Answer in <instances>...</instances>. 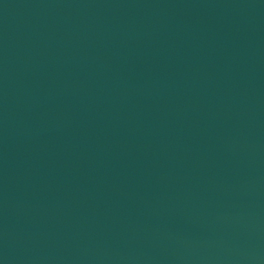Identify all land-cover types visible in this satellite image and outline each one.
<instances>
[{"label": "water", "instance_id": "1", "mask_svg": "<svg viewBox=\"0 0 264 264\" xmlns=\"http://www.w3.org/2000/svg\"><path fill=\"white\" fill-rule=\"evenodd\" d=\"M0 264H264V0H0Z\"/></svg>", "mask_w": 264, "mask_h": 264}]
</instances>
